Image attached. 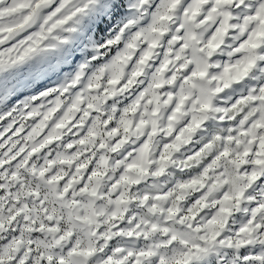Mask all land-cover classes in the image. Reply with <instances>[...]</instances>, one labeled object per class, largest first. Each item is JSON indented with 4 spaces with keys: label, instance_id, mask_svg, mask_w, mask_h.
I'll use <instances>...</instances> for the list:
<instances>
[{
    "label": "snow or ice",
    "instance_id": "6c2138e0",
    "mask_svg": "<svg viewBox=\"0 0 264 264\" xmlns=\"http://www.w3.org/2000/svg\"><path fill=\"white\" fill-rule=\"evenodd\" d=\"M98 2L0 0V74L70 68L0 81V264H264V0Z\"/></svg>",
    "mask_w": 264,
    "mask_h": 264
},
{
    "label": "rangeland",
    "instance_id": "374dc122",
    "mask_svg": "<svg viewBox=\"0 0 264 264\" xmlns=\"http://www.w3.org/2000/svg\"><path fill=\"white\" fill-rule=\"evenodd\" d=\"M121 18H123V11L115 12L112 8V0H99L98 4L94 6V11L91 13L90 18H85L83 28L93 38L102 39ZM80 58L81 56L77 49V54L73 59L78 61ZM68 71H70V68L65 66L59 70L58 74L48 72L46 64L33 62L31 67L21 66L17 69L6 70L3 74H0V81L7 82L9 87H14L17 91V95L13 96L9 101V106H11L25 97L34 94L43 86L55 82L58 79V75L62 76L63 73ZM36 72L47 74L42 75L34 83H29L30 78Z\"/></svg>",
    "mask_w": 264,
    "mask_h": 264
}]
</instances>
